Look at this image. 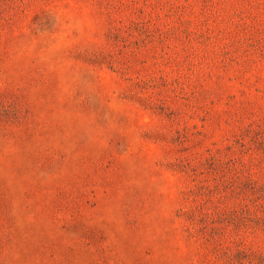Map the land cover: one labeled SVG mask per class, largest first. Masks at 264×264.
<instances>
[{"label":"rangeland","instance_id":"rangeland-1","mask_svg":"<svg viewBox=\"0 0 264 264\" xmlns=\"http://www.w3.org/2000/svg\"><path fill=\"white\" fill-rule=\"evenodd\" d=\"M0 264H264V0H0Z\"/></svg>","mask_w":264,"mask_h":264}]
</instances>
